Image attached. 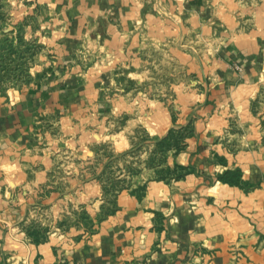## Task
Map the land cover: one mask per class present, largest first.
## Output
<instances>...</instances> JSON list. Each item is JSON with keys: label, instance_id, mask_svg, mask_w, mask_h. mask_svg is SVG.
<instances>
[{"label": "crops", "instance_id": "0c3cea01", "mask_svg": "<svg viewBox=\"0 0 264 264\" xmlns=\"http://www.w3.org/2000/svg\"><path fill=\"white\" fill-rule=\"evenodd\" d=\"M189 1L49 0L91 22L84 37L95 70L80 81L54 70L0 105L1 263L264 264V19L255 18L259 31H221L212 8L199 13ZM53 114L68 125L102 117V131L128 117L125 129L151 138L185 134L172 163L182 179L132 177L95 232L53 233L74 199L85 205L100 192L50 187L60 164L91 146L60 140L65 126L43 124ZM225 173L238 184L206 181ZM32 223L51 235L34 241Z\"/></svg>", "mask_w": 264, "mask_h": 264}, {"label": "rangeland", "instance_id": "374dc122", "mask_svg": "<svg viewBox=\"0 0 264 264\" xmlns=\"http://www.w3.org/2000/svg\"><path fill=\"white\" fill-rule=\"evenodd\" d=\"M203 1L208 7L207 10L203 7L204 3L198 4L191 0L188 4L196 7L199 13L213 10L219 30L227 31L234 27L236 31L247 32L255 26L260 30L255 18L259 16L264 19V0H208V3ZM181 3L184 4L182 0ZM62 7L49 0H0V105H9L29 93L34 89L36 80L52 74L54 70L62 72L66 77L77 78L78 81L79 78L85 77L87 71L95 70L89 69L91 66L87 65L90 62L92 65L93 61L87 54L88 43L84 37L91 22L82 14L75 20V16L66 15L68 7ZM61 11L65 15H62ZM227 14L232 23H228ZM172 72L177 74L175 70ZM144 87L139 85L141 92ZM86 118L87 122L81 123L79 118H75L74 122L68 125L59 114H53L49 125L43 123L45 127L55 129L65 126L66 129L61 127L59 131L60 140L91 144L90 149L85 148L84 153L81 148L75 149L74 160L69 161L73 165L60 164L57 179L50 181V187L65 190L74 184V190L77 192L79 187L90 184L100 189L99 196H91L85 205L74 199L75 208L63 214L64 217L57 224L58 230H53V233H58L59 236L70 232L78 237L82 231L90 234L95 232V226L102 222L104 214L115 209L116 189L130 190L132 177L147 178L148 174L154 181L165 183L182 179L179 167L172 163L185 134L172 130L164 137L151 138L153 136L141 127L136 130L125 129L124 122L128 117L118 120L119 126H112L105 132L102 131V117L97 116L94 121L90 117ZM115 147L118 154L114 152ZM105 158L104 166L99 171V165H102ZM169 159L171 165L167 163ZM67 175L69 182L66 180ZM117 176H120L121 181H114ZM220 178L230 183L238 181L236 173H225L218 180L206 181L213 185L220 181ZM143 189L144 186H139V195ZM86 207H90L94 213L86 211ZM30 226L26 234L34 241L51 235V230L34 223Z\"/></svg>", "mask_w": 264, "mask_h": 264}, {"label": "trees", "instance_id": "16d2710c", "mask_svg": "<svg viewBox=\"0 0 264 264\" xmlns=\"http://www.w3.org/2000/svg\"><path fill=\"white\" fill-rule=\"evenodd\" d=\"M220 181H222V182H224V183H226V184H230V185H232V184H238L237 182L236 183H230V182H227L225 179H223V178H220Z\"/></svg>", "mask_w": 264, "mask_h": 264}, {"label": "built area", "instance_id": "2783aa9c", "mask_svg": "<svg viewBox=\"0 0 264 264\" xmlns=\"http://www.w3.org/2000/svg\"><path fill=\"white\" fill-rule=\"evenodd\" d=\"M58 264H64V262L60 261V262H58ZM135 264H140V263H135Z\"/></svg>", "mask_w": 264, "mask_h": 264}]
</instances>
